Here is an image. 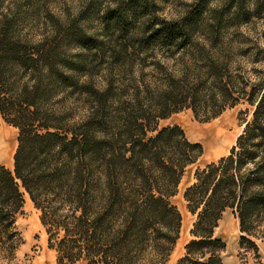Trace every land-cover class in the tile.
<instances>
[{"label": "trees", "instance_id": "obj_1", "mask_svg": "<svg viewBox=\"0 0 264 264\" xmlns=\"http://www.w3.org/2000/svg\"><path fill=\"white\" fill-rule=\"evenodd\" d=\"M53 1L0 0V119L17 129L13 170L0 164V257L22 244L14 225L27 196L55 264H165L182 220L172 198L202 146L159 122L190 110L206 123L242 102L252 112L228 155L196 169L183 192L194 222L176 264H223L215 230L227 210L239 248L259 259L264 69L233 58L260 65L264 51L230 27L264 0H230L225 12L195 0L171 20L150 0H86L77 18Z\"/></svg>", "mask_w": 264, "mask_h": 264}, {"label": "rangeland", "instance_id": "obj_2", "mask_svg": "<svg viewBox=\"0 0 264 264\" xmlns=\"http://www.w3.org/2000/svg\"><path fill=\"white\" fill-rule=\"evenodd\" d=\"M86 0H54L52 8L62 17L78 16V12L84 7ZM195 0H150L159 16L171 20L182 15ZM213 7H223V11L232 5L230 0H212ZM247 6V5H246ZM252 3L248 8L252 10ZM88 34L99 31V24L94 19L81 23ZM241 32L245 39L242 46H256L264 51V11H258L247 23L230 27ZM259 54L258 58H263ZM253 55L234 56L233 61L239 62L241 67L249 73L254 67L264 69V64H255ZM150 60V59H149ZM147 72H150L148 70ZM252 108L245 103H239L233 108L225 110L217 118L202 123L196 120L190 110H182L172 114L168 119L161 120L158 128L177 125L185 133L186 138L192 143L202 146V155L191 165L186 167L178 186V193L172 198V203L177 207L181 215V228L179 239L165 264H176L184 255V247L191 239L190 230L194 217L187 211L183 200L184 190L194 182L193 175L196 169H202L207 164L217 161L228 155L229 150L235 144L236 138L243 130L245 120L250 118ZM9 145L10 158L3 153ZM17 146V129L6 124L0 119V164L10 171L13 170V155ZM5 156V157H4ZM24 205L20 214L16 217L14 229L22 238V244L17 248L12 258L0 257V264H55V252L47 247V236L39 221V213L34 209L28 197H24ZM227 210L220 219L215 230V236L225 243V250L221 254L223 264H263L262 257L254 258L249 250L239 248L238 221ZM257 246L264 249V239L256 241Z\"/></svg>", "mask_w": 264, "mask_h": 264}, {"label": "crops", "instance_id": "obj_3", "mask_svg": "<svg viewBox=\"0 0 264 264\" xmlns=\"http://www.w3.org/2000/svg\"><path fill=\"white\" fill-rule=\"evenodd\" d=\"M231 211V210H230ZM232 213V212H231ZM233 215V214H232ZM234 216V215H233ZM258 253H259V256L262 257V261H263V264H264V249L261 247V245L258 246Z\"/></svg>", "mask_w": 264, "mask_h": 264}, {"label": "bare ground", "instance_id": "obj_4", "mask_svg": "<svg viewBox=\"0 0 264 264\" xmlns=\"http://www.w3.org/2000/svg\"><path fill=\"white\" fill-rule=\"evenodd\" d=\"M9 145H6V149L3 151V153L5 154V155H7L8 156V158H10L11 156H10V150H9V147H8ZM5 157V156H4Z\"/></svg>", "mask_w": 264, "mask_h": 264}]
</instances>
